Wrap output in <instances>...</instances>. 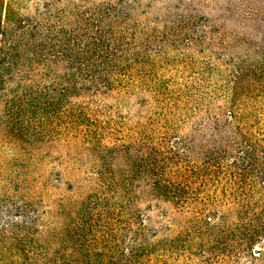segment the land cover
<instances>
[{
    "label": "trees",
    "instance_id": "1",
    "mask_svg": "<svg viewBox=\"0 0 264 264\" xmlns=\"http://www.w3.org/2000/svg\"><path fill=\"white\" fill-rule=\"evenodd\" d=\"M0 264H264V0H0Z\"/></svg>",
    "mask_w": 264,
    "mask_h": 264
}]
</instances>
